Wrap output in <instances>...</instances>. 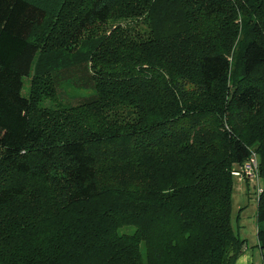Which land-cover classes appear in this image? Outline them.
Segmentation results:
<instances>
[{
	"label": "trees",
	"instance_id": "1",
	"mask_svg": "<svg viewBox=\"0 0 264 264\" xmlns=\"http://www.w3.org/2000/svg\"><path fill=\"white\" fill-rule=\"evenodd\" d=\"M251 149L264 257V0H0V264H234Z\"/></svg>",
	"mask_w": 264,
	"mask_h": 264
},
{
	"label": "rangeland",
	"instance_id": "2",
	"mask_svg": "<svg viewBox=\"0 0 264 264\" xmlns=\"http://www.w3.org/2000/svg\"><path fill=\"white\" fill-rule=\"evenodd\" d=\"M28 79L24 78V84L22 93L25 95L28 91ZM81 79L79 76H76L74 78H69L67 81L63 82L59 87V94H58V101L50 102L49 100H45L42 102V106H55L56 104H76L80 100H82L84 97L89 96L93 89L90 86H85L80 83ZM234 180L233 187V195H232V210H231V224L234 229H236V216L237 215V205L246 203L243 205L240 216V222H243V227H238V234L245 237L246 241L248 242V245L251 244L252 237L256 238V229H254L253 225L256 224V201H255V194L254 189L257 188V186H262V180L258 181V185L254 183H249L248 189L246 190V193H248V196L245 201L242 200L241 196H238L240 184L243 183L239 181L238 178L235 176L232 177ZM244 184V183H243ZM241 195V194H240ZM238 196V197H237ZM133 230V227L131 226H125L120 229V232H131ZM240 230V231H239Z\"/></svg>",
	"mask_w": 264,
	"mask_h": 264
},
{
	"label": "crops",
	"instance_id": "3",
	"mask_svg": "<svg viewBox=\"0 0 264 264\" xmlns=\"http://www.w3.org/2000/svg\"><path fill=\"white\" fill-rule=\"evenodd\" d=\"M243 183H241L239 185L240 189H239L238 196H241L242 200L245 201L247 196H248V193H249V192L246 193V190L248 189L249 183H245V182H243ZM245 204L246 203L237 205L238 209H237V215L235 218L237 227H240V226L243 227V224H244L243 222H241L240 225L238 223L241 221L240 216H239V215H241L240 209H242L243 205H245ZM253 226H254L253 228L256 229V231H257V223ZM239 236L246 240L245 237H243L241 235H239ZM256 240H257V237L256 238L252 237L250 245H248L247 241L245 242L244 248H243L242 252L239 253V256L234 261V264H264V257L261 253L262 251L258 245V241H256Z\"/></svg>",
	"mask_w": 264,
	"mask_h": 264
},
{
	"label": "built area",
	"instance_id": "4",
	"mask_svg": "<svg viewBox=\"0 0 264 264\" xmlns=\"http://www.w3.org/2000/svg\"><path fill=\"white\" fill-rule=\"evenodd\" d=\"M256 152L253 149L250 150L247 159L240 164V166L232 171L233 176L239 179V181L247 180L249 183L257 184L259 169ZM261 187L257 186L255 189L257 194L260 193Z\"/></svg>",
	"mask_w": 264,
	"mask_h": 264
}]
</instances>
